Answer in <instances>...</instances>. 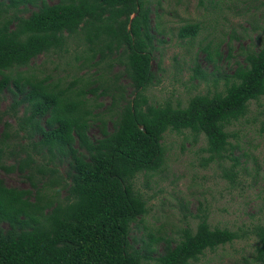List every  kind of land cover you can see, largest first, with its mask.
<instances>
[{
	"label": "trees",
	"instance_id": "obj_1",
	"mask_svg": "<svg viewBox=\"0 0 264 264\" xmlns=\"http://www.w3.org/2000/svg\"><path fill=\"white\" fill-rule=\"evenodd\" d=\"M150 3L0 0V98L4 91L12 96L6 113L16 119L15 129L3 122L0 172L17 173L28 183L20 189L0 179V264H192L206 251L243 238L227 228H211L205 214L196 215L195 227L186 225L177 240L149 233L147 242L140 240L137 247L130 237L131 224L147 214V199L134 180L142 174L147 185L161 170L164 134L188 131L194 143L201 136L207 157L200 165L234 161L222 173L235 186L233 169L239 164L231 155L237 145L230 140L236 135L227 128L246 117L250 102L264 97L263 35L259 49L246 52L243 62L224 77L222 90L195 95L185 107L150 104L144 94L155 79ZM198 31L197 24H187L178 36L192 38ZM69 42L82 48L73 55L76 69L86 74L95 70L87 79L65 84L60 77L48 83L50 76L37 81L20 71ZM213 56L218 52L207 53L211 63ZM116 65L122 69L113 74ZM199 76L196 65L193 77ZM126 87L131 88L130 100ZM87 93L111 99V130L100 112L93 113L92 107L99 106L88 103L95 100L86 99ZM19 107L24 109L21 117ZM95 120L100 121L101 137L91 139L87 131ZM250 234L257 242L254 262L264 264V220Z\"/></svg>",
	"mask_w": 264,
	"mask_h": 264
},
{
	"label": "rangeland",
	"instance_id": "obj_2",
	"mask_svg": "<svg viewBox=\"0 0 264 264\" xmlns=\"http://www.w3.org/2000/svg\"><path fill=\"white\" fill-rule=\"evenodd\" d=\"M47 2L53 4L57 0ZM150 6L149 23L156 40L151 65L155 79L144 94L155 106L169 102L172 106L185 107L195 95L222 90L224 77L230 76L243 62L246 52L259 49L264 35V0H151ZM187 24H197L199 31L192 38H180L178 32ZM81 49L69 42L60 51L39 55L20 71L23 75H34L37 81L50 76L48 83L57 82L60 77L65 84L81 77L87 79L95 70L87 69L86 74V70H77L78 64L73 62L75 50ZM216 51L218 56H213L214 63L209 62L207 53L214 55ZM196 65L203 75L199 78L193 77ZM113 68V74L122 69L118 65ZM99 82L88 88H95ZM119 82L127 84L125 79ZM125 91L130 100L131 88L126 87ZM85 98L95 100L88 102L99 106L92 107L93 113L100 112L107 129L111 130L114 118L107 109L111 99L91 93ZM11 99L5 91L0 98V133L4 121L16 128V119L6 113ZM17 111V117H21L24 109L19 107ZM99 126V120L90 122L87 134L91 139L101 137ZM227 130L236 135L230 140L237 145L231 155L239 164L233 169L237 172L235 186L222 173V168H231L234 161L221 159L206 167L200 165L202 158L207 157L202 151L205 141L201 136L194 143L188 131L164 134L161 170L147 185L142 174L134 180L135 188L147 199V214L131 224L130 237L137 241V247L141 245L140 240L147 242L149 233L177 240L186 225L195 227L196 215L205 214L211 228H227L242 234L243 238L215 251H206L192 264H256L253 258L257 242L250 231L264 220V97L250 102L246 117L232 123ZM65 170V166L60 167L63 177ZM0 179L7 187L28 188V183L17 173L0 172ZM60 196L63 199L66 192H61ZM163 246L164 242H159L157 250L161 251Z\"/></svg>",
	"mask_w": 264,
	"mask_h": 264
},
{
	"label": "water",
	"instance_id": "obj_3",
	"mask_svg": "<svg viewBox=\"0 0 264 264\" xmlns=\"http://www.w3.org/2000/svg\"><path fill=\"white\" fill-rule=\"evenodd\" d=\"M138 14V9H137V11L135 12V14L133 15V17H135V15H137Z\"/></svg>",
	"mask_w": 264,
	"mask_h": 264
},
{
	"label": "clouds",
	"instance_id": "obj_4",
	"mask_svg": "<svg viewBox=\"0 0 264 264\" xmlns=\"http://www.w3.org/2000/svg\"><path fill=\"white\" fill-rule=\"evenodd\" d=\"M132 18H133V16H132Z\"/></svg>",
	"mask_w": 264,
	"mask_h": 264
}]
</instances>
